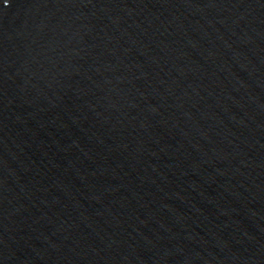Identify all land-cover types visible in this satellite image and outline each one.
<instances>
[{"label":"water","instance_id":"water-1","mask_svg":"<svg viewBox=\"0 0 264 264\" xmlns=\"http://www.w3.org/2000/svg\"><path fill=\"white\" fill-rule=\"evenodd\" d=\"M0 264H264V0H0Z\"/></svg>","mask_w":264,"mask_h":264}]
</instances>
